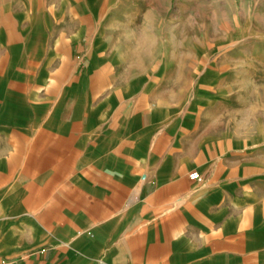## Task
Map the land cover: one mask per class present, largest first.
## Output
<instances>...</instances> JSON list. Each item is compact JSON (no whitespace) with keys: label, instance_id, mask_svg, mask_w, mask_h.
<instances>
[{"label":"crops","instance_id":"crops-1","mask_svg":"<svg viewBox=\"0 0 264 264\" xmlns=\"http://www.w3.org/2000/svg\"><path fill=\"white\" fill-rule=\"evenodd\" d=\"M130 5L0 12V264H264V152L230 125L235 88L180 102L176 54Z\"/></svg>","mask_w":264,"mask_h":264},{"label":"rangeland","instance_id":"rangeland-1","mask_svg":"<svg viewBox=\"0 0 264 264\" xmlns=\"http://www.w3.org/2000/svg\"><path fill=\"white\" fill-rule=\"evenodd\" d=\"M58 1L64 0H0V12L13 14V5L26 3L54 7ZM111 1L119 9L130 2L133 10L141 3L156 28L159 24L156 34L161 35L163 51L177 56L172 92L183 104H193V112L200 114L203 103L212 97L202 91L212 78L223 77L230 83L235 88L230 98L236 101L230 125L264 152V0ZM222 60L226 74L208 72Z\"/></svg>","mask_w":264,"mask_h":264},{"label":"built area","instance_id":"built-area-1","mask_svg":"<svg viewBox=\"0 0 264 264\" xmlns=\"http://www.w3.org/2000/svg\"><path fill=\"white\" fill-rule=\"evenodd\" d=\"M189 177H190L191 179H195L196 181H200V177H199V175H198L196 172H191V173L189 174Z\"/></svg>","mask_w":264,"mask_h":264}]
</instances>
